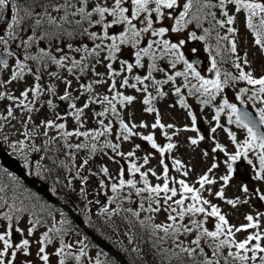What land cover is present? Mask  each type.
<instances>
[{"label": "snow or ice", "instance_id": "snow-or-ice-1", "mask_svg": "<svg viewBox=\"0 0 264 264\" xmlns=\"http://www.w3.org/2000/svg\"><path fill=\"white\" fill-rule=\"evenodd\" d=\"M241 17L251 44L264 54V0H0V142L23 161L28 175L40 180L56 175L55 184L72 190L79 180V195L85 200L89 177L99 178L106 200L97 215L114 231L119 217L126 225L131 253L142 264H147L146 253L137 245L138 237L152 264H264V212L249 213L245 223L236 226L211 199L232 208L253 197L264 202V190H250L246 184L240 189L243 199L225 195L234 165L241 160L252 168L251 178L264 183V74L255 75L249 53H240L236 24ZM190 25L200 34L188 31ZM184 33L187 39L171 38ZM188 41L204 42L210 76L198 70L197 61L186 58L182 49ZM18 49L23 50L22 58ZM125 52L131 60L124 58ZM225 63L235 71L222 69ZM14 83L26 85L19 95L11 88ZM238 84L244 86L237 89ZM165 86L176 97L169 107L186 110L190 127L162 122L155 105L169 95ZM98 87L105 90L97 91ZM228 88L234 90L235 102L229 100ZM129 89L142 98L127 94ZM187 97H194L202 112L205 107L213 112L206 120L213 163L191 182L187 178L194 169L173 154L179 147L173 138L180 132L197 133L187 138L192 146L205 140ZM138 99L144 113L154 114L150 125L144 120L137 123L127 111ZM44 108L50 116L37 122ZM233 125L244 133L243 139L229 127ZM149 127L147 134L140 131ZM7 128L20 138L11 140ZM218 129L227 134L233 151L216 140ZM155 130L165 143L157 142ZM137 137L152 150L143 157L137 155L143 150L141 143L121 150ZM220 153L226 173L217 177ZM37 154L39 159L34 158ZM157 154L159 172L149 166ZM98 156L117 165L125 161L126 167H118L115 175L103 164L93 170L89 165ZM173 171L179 178L170 174ZM60 172L66 174V183ZM92 203L84 205L89 213ZM161 213L164 220L157 222ZM25 215L26 235L19 227ZM210 219L212 228L207 226ZM41 227L45 230L35 241L40 264H52L53 257L56 264H106L102 253L90 255L84 240L68 239L73 230L62 210L57 219L48 204L0 166V264H16L19 256L26 258L22 264H33L27 259L32 256L30 238Z\"/></svg>", "mask_w": 264, "mask_h": 264}, {"label": "rangeland", "instance_id": "rangeland-1", "mask_svg": "<svg viewBox=\"0 0 264 264\" xmlns=\"http://www.w3.org/2000/svg\"><path fill=\"white\" fill-rule=\"evenodd\" d=\"M242 19V17H241ZM241 19L238 21L239 26H241ZM238 38H239V49H240V53L243 54V52L246 50L249 55H248V59L251 61V67L255 72V75L259 76L261 74H264V57L262 56V54L257 51L256 47L253 46L251 44V36L249 34H247L243 29H241L238 32ZM124 58H128L131 60L130 57V53L125 52L124 54ZM15 59V57H12L10 60L11 61ZM118 67V65H117ZM207 67L204 66L203 70H202V74L205 75L206 77L210 76L209 73H207L206 71ZM247 69V68H246ZM98 71L103 72L104 68L99 67ZM141 74L143 72V70H140ZM157 78L159 79L160 76H157ZM88 78H86L87 81ZM47 81V77H45V82ZM29 83H31V78H29ZM26 85H24L23 83L21 84H16L14 83L13 85H11L12 90L15 91L16 95H19V91L22 90L23 87H25ZM73 87H77V85L73 84ZM63 90V86H60V91L62 92ZM105 89L103 87H98L97 91L103 92ZM165 91H169V86H165L164 87ZM127 94H131V95H137L139 98L140 94L135 93L133 90L129 89L127 90ZM229 100L231 102H234V93L227 91L226 92ZM222 97H217V100L221 99ZM174 101L173 96L171 95L170 91H169V95L164 97L162 100H160L159 102H156V107L157 109L160 111L161 116H162V122L165 124L168 123H172L174 125H176L177 128H183L185 125H188L189 127L191 126V120L190 118L187 116V112L184 109L178 108V107H169V105H171V103ZM192 110L194 112V114L197 116V128L199 129V133L205 136V140L201 141L197 146H192L188 143V137H196L197 133L195 132H191V131H186V132H180L179 135L177 137L173 138V142L178 144V148L176 150H174V155L178 158L181 159L186 165H188L189 167H192L194 169V171L190 174V176L187 178L190 182L192 180H194L198 175L202 174L204 171L207 170V168H209L211 166V164L213 163V155L211 152V148L213 147L212 141L210 139H208L209 136V124L206 122V120H211L212 117V111L208 108L205 107L204 111H201V108L198 104L193 103L192 101H189ZM6 103V102H4ZM3 107V104L0 103V108ZM143 106L139 103V99L134 102V104L132 106H130L127 111L133 113L136 122L138 123L140 120H144L146 121L149 125L154 121V114H146L142 111ZM60 111H63V106L61 107ZM50 116V113L48 111L47 108L42 109L38 114H37V122H39V120H43L47 117ZM221 122L226 124V118L222 115L221 118ZM15 123V122H14ZM71 126V125H70ZM227 126V125H226ZM17 128H19V124L16 125ZM89 127H91V123L89 124ZM236 129L234 128L233 131L236 132L237 137L239 139H243L244 135L239 134V132L235 131ZM141 132H143L144 134H147L149 131H152V129L149 127L148 129H140ZM171 131V130H169ZM5 134H8L10 136L11 140H16L19 139L20 137L17 136L14 132L13 129L11 128H7L5 129ZM155 135L157 138V142L160 144L165 143V139L163 136H161L160 131L159 130H155ZM216 140L218 142H220L221 144L225 145V147L229 150V151H233L234 150V146L231 144V141L227 140L228 137H226V135L222 132L221 129L217 130V133L215 134ZM3 144V146L9 150V152H11V150L7 147L6 144H4L3 142H1ZM134 143H141L142 144V151H139L137 153L138 156L143 157L147 152L152 151L150 147H148L146 144H144L142 141H140V139L134 138V140L132 142H125L122 145V151H129L131 150L132 146ZM207 151L209 152V156L208 157H204L203 156V152ZM13 156H16L14 154H12ZM17 157V156H16ZM20 161H22L19 157H17ZM35 159H39V155L37 154L35 157ZM119 159V158H117ZM216 159L218 161V163L220 164L219 169L216 170V176L218 177L219 175H223L226 173V166L224 164L225 161V157L223 156L222 153L218 154L216 156ZM158 161H159V155L157 154L153 159H151L150 162V167L155 168L158 172L160 171L159 165H158ZM167 163H169V165H171V160H168ZM23 164V161H22ZM106 165L110 172L115 175L118 167L120 166H125L126 167V162L125 161H121L120 165H117L111 161H109L107 159V157H96L94 162L91 163L89 165L90 168H92L93 170H96L100 165ZM237 165V169H238V176L233 175V179L230 181V185L225 189V195L227 198H235L237 196L242 197V199L244 198V194L240 191L241 186L242 185H247V187L250 190L256 189V188H260L264 190V183L262 182H258L253 180L252 174H253V170L250 166H248L247 164H244L242 166V160L238 161L236 163ZM242 167V168H241ZM27 171V169H25ZM62 176H63V181H65V176L66 174L64 172H61ZM85 175H88L87 172L84 173ZM173 176H177V178H179L178 174L175 173L174 171L170 173ZM98 179L97 177H89L88 183H87V200L83 199L80 195H79V190H80V182L79 180H75L74 181V190L63 187L62 190L65 191V194L62 197H65L66 199H70L74 197V200H72V203L74 204V206H76L79 210L82 211H88L85 209L84 205L85 203H87V201H93V203L90 205V212H98L99 208L102 204L105 203L106 200V196L104 195V190H100L99 186H98ZM150 180L152 183H156L157 181L155 180V178H151ZM216 188L219 187V185L215 186ZM97 191H99V195H97ZM110 195V192L108 193ZM255 199V197H253ZM212 202L216 203V204H220L221 203V209H226L228 211V214L233 218V223H238V222H245L244 217L245 215L251 213V214H255L257 211H261L262 208L256 207V206H249V204L252 205V203L250 202L248 205L247 204H240L238 205L236 208H232L230 205L226 204L224 201L221 202V200H217L216 198L212 197ZM99 200L100 204H96L95 201ZM67 205H69L68 203H65ZM127 206V205H126ZM261 206V205H260ZM256 207V208H254ZM264 210V209H263ZM101 220L103 221V223L101 224V226L105 229V232L107 234V240L112 243L114 246L116 247H121V246H125L131 253V248L132 245H129L127 242V239L124 236V232L126 230V225L123 224L122 221H115V225L118 226V230H113L112 227H110L109 225H107L105 223V219L104 217L101 218ZM164 220V213H161L158 217H157V222H160ZM208 226V225H207ZM19 227L25 229V235H26V230L28 227V223H27V218L24 217L21 219ZM43 231V227L41 229H38L37 232L35 233V235L30 238L32 240V256L27 257V259H30L33 261V264H40V262L36 259L35 253H36V239H38L40 231ZM82 234H74L71 238L70 241H74V240H84L83 237L81 236ZM243 238V235L241 236ZM20 235L19 234H15L14 235V239L16 241H19L20 239ZM50 252L52 251V248L50 247L48 249ZM98 250V249H97ZM95 251L94 249H91L89 251L90 255L95 256L97 253H99L100 251ZM102 253V252H100ZM102 257V255L100 256V258ZM26 259L23 256H19L16 264H22V261ZM52 264H56V260L53 257L52 258Z\"/></svg>", "mask_w": 264, "mask_h": 264}, {"label": "water", "instance_id": "water-1", "mask_svg": "<svg viewBox=\"0 0 264 264\" xmlns=\"http://www.w3.org/2000/svg\"><path fill=\"white\" fill-rule=\"evenodd\" d=\"M0 164L11 171L13 174H15L17 177L21 178L23 183L27 185L29 188L33 189L38 194L42 195L47 201L56 203V200L52 198L50 193L47 190V186L45 184H38L36 179L33 177H29L25 172L23 166L20 164L19 160L11 155H9L3 148L0 143ZM75 221L83 228V225L80 221V218L78 216H75L71 211H69ZM87 231V230H86ZM87 233L91 236L92 240L96 245H98L100 248L105 250L108 254L113 256L116 260L119 261L120 264H128L122 256L114 249V247L110 244H108L105 241H102L98 239L97 237H94L92 234H90L88 231Z\"/></svg>", "mask_w": 264, "mask_h": 264}, {"label": "trees", "instance_id": "trees-1", "mask_svg": "<svg viewBox=\"0 0 264 264\" xmlns=\"http://www.w3.org/2000/svg\"><path fill=\"white\" fill-rule=\"evenodd\" d=\"M229 67H230V69H229V71H235L234 69H232L231 68V65H230V63H229ZM241 86H244L243 84H238L237 85V89L239 88V87H241ZM231 90H233L232 88H230ZM234 91V90H233ZM59 178L61 179V180H63V176H62V173L60 172L59 173ZM56 179H57V177H56V175H53V176H51L49 179H47V180H41V181H43V182H45L47 185H48V188H49V190L51 191V193L58 199V200H60V201H62L63 202V199L61 198V196H62V192L58 189V186L59 187H61V188H63V186L62 185H59V184H55V181H56ZM40 180V179H39ZM21 181V180H20ZM21 183H22V181H21ZM23 184V183H22ZM24 185V184H23ZM25 186V185H24ZM53 187H55L56 188V191L55 192H53L51 189L53 188ZM29 189V188H28ZM29 191H31V192H34V191H32L31 189H29ZM60 192V193H59ZM35 193V192H34ZM37 194V193H36ZM38 195V194H37ZM39 197H40V200L42 201V202H44V203H46V204H48L49 205V207L52 209V211H53V213H54V210L55 209H57L58 207L57 206H55V205H53V204H51V203H49V202H47L42 196H40V195H38ZM84 215H86V216H88L87 217V223H86V227L91 231V232H93V233H95V234H98V235H100V236H102V235H105V229L103 228V227H101L100 225H98L97 223H96V221L94 220V219H96V218H98L99 216L97 215V214H92V216H93V219L91 218V216L90 215H87L86 213L84 214ZM65 216L68 218V220H69V222H70V227H71V229L74 231V230H78V227L75 225V223H74V221L73 220H71L70 219V217H68L66 214H65ZM89 217H90V219H91V223L89 224ZM117 218H119V217H117ZM72 231V232H73ZM100 233V234H99ZM136 243H138L139 245H140V248L142 249V250H144V252L146 253V256H145V259L147 260V264H152V258L151 257H149V254L147 253L148 252V249H147V247H146V244L145 243H141L140 242V240H139V237L137 238V241H136ZM126 247L125 246H122L121 248L120 247H118L117 248V250L129 261V263L130 264H142V262H141V260L138 258V257H135V255L133 256L132 255V253H129L128 251H125L124 249H125ZM127 253V254H126ZM102 261H106V264H119L117 261H115L111 256H109V255H104V257L102 258Z\"/></svg>", "mask_w": 264, "mask_h": 264}, {"label": "flooded vegetation", "instance_id": "flooded-vegetation-1", "mask_svg": "<svg viewBox=\"0 0 264 264\" xmlns=\"http://www.w3.org/2000/svg\"><path fill=\"white\" fill-rule=\"evenodd\" d=\"M186 34V33H185ZM18 43V42H17ZM12 46H14L15 47V44H13V45H11V47ZM20 51H21V54H23V50L22 49H20Z\"/></svg>", "mask_w": 264, "mask_h": 264}]
</instances>
